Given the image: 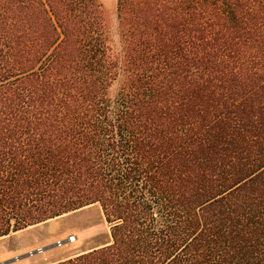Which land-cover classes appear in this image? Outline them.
<instances>
[{"label":"trees","instance_id":"1","mask_svg":"<svg viewBox=\"0 0 264 264\" xmlns=\"http://www.w3.org/2000/svg\"><path fill=\"white\" fill-rule=\"evenodd\" d=\"M0 0V238L99 204L52 264H264V0Z\"/></svg>","mask_w":264,"mask_h":264},{"label":"rangeland","instance_id":"2","mask_svg":"<svg viewBox=\"0 0 264 264\" xmlns=\"http://www.w3.org/2000/svg\"><path fill=\"white\" fill-rule=\"evenodd\" d=\"M108 15L111 46L119 52V0H100ZM75 238L71 241L69 238ZM57 242H65L54 247ZM111 242V226L99 204L42 222L0 238V264H52ZM38 249L36 255L12 261Z\"/></svg>","mask_w":264,"mask_h":264},{"label":"water","instance_id":"3","mask_svg":"<svg viewBox=\"0 0 264 264\" xmlns=\"http://www.w3.org/2000/svg\"><path fill=\"white\" fill-rule=\"evenodd\" d=\"M64 243H65V242H57V243L55 244L54 247H57V246L62 245V244H64ZM43 251H44L43 249H38V250H36V251H34V252H30V253H28V254H26V255H24V256L17 257V258H15V259L12 260V261H20V260H23V259L28 258V257H30V256L36 255V254H38V253H40V252H43ZM4 264H5V263H4Z\"/></svg>","mask_w":264,"mask_h":264},{"label":"bare ground","instance_id":"4","mask_svg":"<svg viewBox=\"0 0 264 264\" xmlns=\"http://www.w3.org/2000/svg\"><path fill=\"white\" fill-rule=\"evenodd\" d=\"M70 239V238H69ZM75 240V238L73 237V238H71V241H74Z\"/></svg>","mask_w":264,"mask_h":264},{"label":"built area","instance_id":"5","mask_svg":"<svg viewBox=\"0 0 264 264\" xmlns=\"http://www.w3.org/2000/svg\"><path fill=\"white\" fill-rule=\"evenodd\" d=\"M70 240H71V238H70Z\"/></svg>","mask_w":264,"mask_h":264}]
</instances>
